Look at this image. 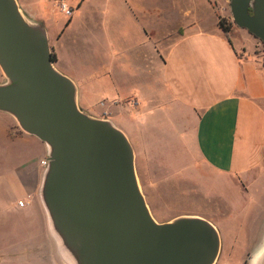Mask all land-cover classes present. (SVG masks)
I'll list each match as a JSON object with an SVG mask.
<instances>
[{"label":"crops","instance_id":"obj_1","mask_svg":"<svg viewBox=\"0 0 264 264\" xmlns=\"http://www.w3.org/2000/svg\"><path fill=\"white\" fill-rule=\"evenodd\" d=\"M125 2L130 4L129 0ZM23 3L24 9L45 25L54 20L34 2L26 0ZM191 5L173 9L169 16L173 25L158 35L144 28L143 40L154 47V54L160 59L158 72L164 76L168 93L167 100L159 104L154 105L152 96L145 93L155 82L154 71L150 68L148 71L154 78L149 76L147 80L130 81L129 58L124 56L116 65L113 50L104 62L94 66L86 59H69L62 41L64 31L54 42L49 36L56 54V65L76 82L79 105L89 114L99 116L89 108L106 112L111 116L106 117L128 134L112 117L122 118L128 111L142 113L135 122L137 132L133 137L128 136L135 148L147 150L143 154L147 157V164L158 163L156 153L149 148L161 142L162 147L167 145L172 149L168 163L176 173H184L187 165L193 162L192 152L196 145L199 159L221 173L238 176L259 170L257 173L261 176L264 173L261 167L264 163V71L246 50L242 53L230 41L216 22L209 23L212 13L208 0L197 6L196 11ZM183 16L186 20H179ZM88 35H92L89 30L83 35H75L74 44L78 39L88 40ZM70 54L71 57L77 55V49H72ZM161 81L159 76V83ZM103 86L105 89L100 93ZM126 86L131 88L126 89ZM98 99L104 109L97 107ZM172 104L173 110L168 112ZM167 115H173L168 117V126L161 127L158 136L149 135L147 131L155 126L153 116ZM185 116L192 120L188 125L183 121ZM47 157V144L25 131L13 115L0 110V224L2 221L11 224L12 239H25L24 242H15L9 251L0 250V264H63L56 254L35 253L34 250L36 222L45 235L49 230L48 216L39 195L46 168L41 165V160ZM147 195L153 206L152 198ZM20 199L25 200L23 206L18 204ZM223 207L218 209L226 211ZM219 262L251 263L246 257L235 261L231 256Z\"/></svg>","mask_w":264,"mask_h":264},{"label":"water","instance_id":"obj_2","mask_svg":"<svg viewBox=\"0 0 264 264\" xmlns=\"http://www.w3.org/2000/svg\"><path fill=\"white\" fill-rule=\"evenodd\" d=\"M230 7L235 23L264 44V0H231ZM52 54L45 23L18 0H0V110L48 146L39 195L49 227L62 236L60 250L75 246L74 264H215L219 228L196 214L154 217L130 137L80 107L76 82ZM258 241L250 264H264V233Z\"/></svg>","mask_w":264,"mask_h":264},{"label":"rangeland","instance_id":"obj_3","mask_svg":"<svg viewBox=\"0 0 264 264\" xmlns=\"http://www.w3.org/2000/svg\"><path fill=\"white\" fill-rule=\"evenodd\" d=\"M18 1L25 14L36 20L24 9L23 2L26 0ZM29 1L37 4L38 8L54 18L53 21L50 20L46 23L52 42L56 40L58 34L64 31L62 41L66 45L69 59L76 58L78 61L86 59L91 66H94L96 63L104 62L110 51L113 50L116 65L123 61L124 56L129 58L130 81L147 80L150 76L149 68L154 71L155 82H152L151 90L145 91L146 94L152 96L154 105L167 100L168 93L165 89L164 76L158 72L160 59L154 54V47L143 40L145 37L144 28L151 29L158 35L173 25L169 19L173 9L188 8L192 2L196 11L199 5L207 3V0H129V5L125 0ZM230 1L208 0L212 13L209 23L216 22L221 30L223 28L219 24L220 21L228 26L231 35L230 41L242 53L243 50H246L264 71V44L247 29L241 28L235 23ZM64 4L71 10V14H67L63 10ZM180 18L179 20H186L184 16ZM86 30H89V33L92 32L91 37L88 35V40L78 39L77 44H74L75 35H83ZM72 49L73 51L77 49V55L73 54V57L70 54ZM123 50H125L124 53H122ZM159 76L162 80L161 83H159ZM151 78L154 76L152 75ZM4 81H6V77L0 68V82ZM131 87L126 86L125 88L130 89ZM101 89L103 90L98 92L103 93L105 86ZM94 95L96 96V94ZM88 96L90 97L91 94ZM99 101L100 99L96 102L98 103L97 107L104 109ZM173 106V104L170 105L168 112L173 110L171 108ZM89 111L101 117H111L96 108H89ZM141 116V112L128 111L122 118H112L133 137L137 132L135 122ZM172 116H153L152 123L155 126L154 129L147 131L148 134L153 136V134L157 135L162 132L161 127L168 126V119ZM183 121H186L188 125L192 120L185 116ZM160 144L162 143L160 142ZM160 144L157 142L152 148H149L156 153L155 160L158 165H154L153 162L147 164V157L143 156L147 150L134 147L141 188L154 217L162 222L186 214L208 216L206 218L219 228L223 241V249L216 264L228 256H231V259L235 261L246 257V251L250 248L252 241H258L264 233V173L260 176L257 173L258 170L249 174L231 175L232 177L228 173H221L199 159L196 145L192 152V164L187 165L184 173H176L172 164L168 163L172 149L167 145L162 147ZM261 167L264 169V163ZM146 193L152 198L153 206L150 205ZM222 205L225 206L226 211L218 209L219 206L223 207ZM3 219L6 221V218ZM10 225L4 224L3 221L0 224L1 251H9L15 242L25 241V239H12L14 237H11ZM61 238V234L51 227L45 235L41 229H38L36 222L33 239L35 253L46 251L51 255L56 254L59 262L63 264H74L79 257L77 248L66 245L64 251L60 250L57 241ZM63 252H68L71 258L62 259L61 253ZM6 264H17V262Z\"/></svg>","mask_w":264,"mask_h":264},{"label":"built area","instance_id":"obj_4","mask_svg":"<svg viewBox=\"0 0 264 264\" xmlns=\"http://www.w3.org/2000/svg\"><path fill=\"white\" fill-rule=\"evenodd\" d=\"M63 10H64L67 14H71V13H72L71 10H70L69 8L66 7L65 4L63 5ZM47 163H48V159H47V158L41 160V165L46 166ZM24 203H25L24 200H20V201H19V204H20L21 206H23Z\"/></svg>","mask_w":264,"mask_h":264},{"label":"flooded vegetation","instance_id":"obj_5","mask_svg":"<svg viewBox=\"0 0 264 264\" xmlns=\"http://www.w3.org/2000/svg\"><path fill=\"white\" fill-rule=\"evenodd\" d=\"M258 240H259V239H258ZM257 242H258V241L255 242V240L252 241V243H251V245H250V248L246 251V258H249V257L252 255L253 251L255 250V247H256V243H257ZM222 249H223V241H222V248H221V251H222Z\"/></svg>","mask_w":264,"mask_h":264},{"label":"trees","instance_id":"obj_6","mask_svg":"<svg viewBox=\"0 0 264 264\" xmlns=\"http://www.w3.org/2000/svg\"><path fill=\"white\" fill-rule=\"evenodd\" d=\"M219 24H220V26L223 28L224 33H225V34L229 37V39H230V28H229L228 26L224 25V23H223L222 21H220ZM52 57H53L54 60H56V54H55V53L52 54Z\"/></svg>","mask_w":264,"mask_h":264}]
</instances>
